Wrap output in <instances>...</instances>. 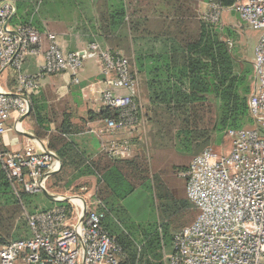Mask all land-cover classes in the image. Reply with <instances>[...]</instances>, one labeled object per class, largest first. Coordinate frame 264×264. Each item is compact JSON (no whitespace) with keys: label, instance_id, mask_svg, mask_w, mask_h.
<instances>
[{"label":"built area","instance_id":"2783aa9c","mask_svg":"<svg viewBox=\"0 0 264 264\" xmlns=\"http://www.w3.org/2000/svg\"><path fill=\"white\" fill-rule=\"evenodd\" d=\"M225 11L254 29L264 31V0H209L202 19L222 25ZM15 0L0 2V76L12 68L18 78L15 90L0 84V160L18 195L47 191L53 173L61 170L57 154L39 145L23 152L4 147L7 124L15 113V129L24 130L21 118L32 110L31 96L46 76L76 75L86 59L98 58L111 77L102 92L105 108L115 117L105 119L106 130L116 133L136 129L143 118L138 104L136 73L124 56L91 42L81 51H65L55 34L43 36L32 24H14ZM255 81L249 96L252 126L229 129L231 149L207 146L179 171L186 194L199 214L176 232L165 264H264V32L255 49ZM44 57L37 73L24 69L29 56ZM228 149V148H227ZM102 150L116 157H131L130 139L102 140ZM65 204L35 213L24 212L31 235L0 242V264H125V254L103 227L101 201L55 196ZM67 201V203H66Z\"/></svg>","mask_w":264,"mask_h":264},{"label":"trees","instance_id":"16d2710c","mask_svg":"<svg viewBox=\"0 0 264 264\" xmlns=\"http://www.w3.org/2000/svg\"><path fill=\"white\" fill-rule=\"evenodd\" d=\"M15 1L17 13L12 22L35 25L32 2ZM232 3L233 0H223L224 6ZM196 4L197 0H162L159 7L136 20L131 18L129 22L134 31L143 26L148 31L146 34L161 41L165 49L166 45L170 46L169 53L165 50L137 55L136 64L138 71L147 76L145 85L150 105L147 106L146 116L154 123L162 124V131H167L171 137L174 138L175 134L182 146H195L197 153L190 155L188 160H193L207 146H217L210 143L215 134H227L229 129L254 124L249 111L252 66L246 64L245 68L236 70L230 43L225 40L230 33L233 34L232 31L202 19L201 14L196 12ZM32 98L30 116L35 120L34 134L47 140L46 147L62 161L61 170L50 178L94 176L96 196L102 203L99 210L104 212L103 227L122 248L125 254L122 262L165 264L163 253L158 251L160 238L157 225L154 227L151 222L135 225L136 220L127 209V202L136 193L154 201L152 195L157 189L156 196L164 198L166 169L165 165L156 161L161 151L158 150L153 158L147 154L121 158L101 150L99 155L89 159L70 139L82 130V126L72 123L66 116L60 122L55 121V131H52L51 120L44 116L48 106L37 104L35 99L33 103ZM137 102L141 105L139 98ZM140 112L141 117H145L142 105ZM85 115L96 117L92 111ZM115 116V111L109 108L104 107L100 112L103 120ZM189 165L190 162L181 165L177 172ZM33 195L23 189L18 195L15 193L0 160V242L31 235L24 211L25 203H31ZM61 204L65 202L53 201L41 210ZM182 204L174 219L162 226L167 248H172L174 234L193 223L199 214L186 193Z\"/></svg>","mask_w":264,"mask_h":264},{"label":"crops","instance_id":"0c3cea01","mask_svg":"<svg viewBox=\"0 0 264 264\" xmlns=\"http://www.w3.org/2000/svg\"><path fill=\"white\" fill-rule=\"evenodd\" d=\"M35 2L40 4L34 10L33 26L44 37L49 33L55 34L65 51H81L89 43L97 42L104 50L124 55L129 59L140 84H146L147 76L144 72L138 71L137 55L165 50L169 53V45H166L165 49L161 41L154 40L152 35L146 34L148 31L143 26L134 31L129 23L131 18L136 20L140 15L159 7L162 0H35ZM206 7V0H197L196 12L202 14ZM43 63L42 55L29 56L24 69L30 74H35ZM110 79L111 77L103 72V64L98 58L86 59L76 75L68 72L46 76L40 80L38 90L32 94L33 103L35 99L37 104L48 106L44 116L51 120L49 125L52 131H55V121L60 122L66 116L72 123L82 126V130L72 135L70 139L89 159L101 153L102 140L107 142L133 137L135 139L132 140H136L137 145H134L131 157L141 154H147L149 157L141 148L142 143L146 141L145 144H149L151 140L155 145L159 142L154 136L149 140L148 133L152 131L151 128H148L147 135L144 134L145 130L140 131L141 128L146 129L144 125L147 118L143 117L141 125L136 129L116 133L106 130L107 124L105 119L100 117V112L104 108L102 92L110 85ZM1 86L6 90H15L9 85L10 88L2 84ZM142 95L144 94L138 93L141 105L144 99ZM88 111H92L96 117H86ZM21 122L24 130H16L15 121L7 124L4 147L13 152H23L28 147L37 149L38 143L46 147L47 140L39 139L34 134L35 120L30 114ZM153 132L155 133V129ZM83 197L99 200L96 196V187L88 196Z\"/></svg>","mask_w":264,"mask_h":264},{"label":"rangeland","instance_id":"374dc122","mask_svg":"<svg viewBox=\"0 0 264 264\" xmlns=\"http://www.w3.org/2000/svg\"><path fill=\"white\" fill-rule=\"evenodd\" d=\"M31 2L35 8L39 7L40 4L39 2L37 4L35 0ZM221 26L230 29L233 33V34L230 33L229 38L225 37L226 38L225 40H228L230 43V49H231L232 57L234 58V64L236 66V70L240 71V69L246 67L245 66L246 64L252 66L253 71L251 74V87L253 88L255 81V72H254V62L256 59L255 49L264 31L262 29H254L250 27L247 23L242 22L237 16V14L230 11L224 12ZM124 57L128 59L126 56ZM0 83L5 87L12 86V89H16L18 85L17 74L14 73L12 68L5 69L0 76ZM135 87L139 94L140 93L144 94L142 95V97L144 98L142 100V106H143V111L145 113V119L147 118L146 123L144 122L145 123L144 126H146L145 127L146 129L141 128L140 131L143 132V130H145L144 134L147 135L148 128H151L152 131L149 132L150 134L148 133L149 140L150 137L153 138L154 136V139L159 142L158 144L154 145L151 140L149 144L148 143L145 144L146 142L145 141L142 143L141 148L144 150L145 153L147 152L149 154L150 158H153L154 153H156L158 150L161 151V154L159 155L156 161L159 162L160 164L165 165L166 173L163 179L165 181L166 191L163 194L164 198L160 199L156 196L157 189H154L153 195L152 192L150 193L152 197H155L154 201L153 200L151 201V199L149 198L146 199L143 196L140 197L141 194L136 193L127 202V209L130 212L131 216L134 218V220H136L135 225L140 223L146 224L147 222L148 223L151 222V224L154 227L155 224L157 225V227L160 230V231L158 230L159 238H160V249L158 251L160 253H163V256H165V254L169 252L171 248L166 247L168 245H166V241L164 239L162 226L164 223H167L170 219L171 220L174 219L173 216H175V214L178 213L183 206L182 203L184 201L185 193H186L185 182L182 178L179 177V172H177V169L181 167V165L186 164L189 161L188 157L190 155H195L197 152H195L196 151L195 146L192 147L182 146L180 141H178V138L175 137V134L173 135L174 138L171 137L170 133H168L167 131L166 132L162 131L163 128L162 124H159L158 122L154 123L153 121H151L152 119L146 116V113H148L147 106L150 105L149 96H148L149 91L147 90L145 84H140L138 78H136ZM15 116H16L15 113H12V116L8 124H12V121L13 122L15 121L14 119ZM154 129H155V133L153 134ZM132 139L135 138L133 137ZM132 139H130L131 143L137 145L136 140L133 141ZM144 139L146 140L145 135H144ZM229 141L230 140L227 138L226 132H224L221 134L219 133L215 134L213 136V139L210 141V143L217 144L218 147L214 146L217 149H226L227 151H229L231 149V145H229ZM58 178L59 177L50 178L47 182V192L52 196H47L44 192L31 196V203H27V204L25 203L24 212L32 214L31 212L34 210L39 211L43 209L45 205H50L51 202L53 201L57 202L58 199L55 198V196L57 197L63 196L65 198L88 196V194H90L92 190H94V188L96 187V178L94 176L84 175L74 179L70 175V176H64L63 178L60 179ZM46 197L49 200H47ZM132 225H134V223ZM172 233H174V231ZM140 239L144 241V238H140ZM163 260L165 262V257H163Z\"/></svg>","mask_w":264,"mask_h":264},{"label":"water","instance_id":"95a60500","mask_svg":"<svg viewBox=\"0 0 264 264\" xmlns=\"http://www.w3.org/2000/svg\"><path fill=\"white\" fill-rule=\"evenodd\" d=\"M30 111H31V108H30ZM30 113V112H29ZM29 114H27V115H25V116H23L22 118H21V120L22 119H24L26 116H28ZM32 137H34V136H32ZM58 159L60 160V158L58 157ZM60 162H61V165H62V161L60 160ZM55 173H57V172H55ZM55 173H53L52 175H54ZM44 193L47 195V196H52V195H50L47 191H44Z\"/></svg>","mask_w":264,"mask_h":264}]
</instances>
